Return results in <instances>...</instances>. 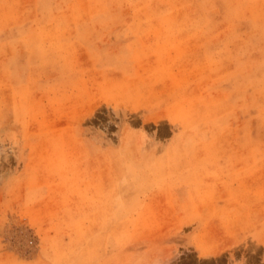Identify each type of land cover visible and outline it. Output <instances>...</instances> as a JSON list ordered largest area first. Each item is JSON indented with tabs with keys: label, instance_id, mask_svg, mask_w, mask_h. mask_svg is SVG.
Wrapping results in <instances>:
<instances>
[{
	"label": "rangeland",
	"instance_id": "374dc122",
	"mask_svg": "<svg viewBox=\"0 0 264 264\" xmlns=\"http://www.w3.org/2000/svg\"><path fill=\"white\" fill-rule=\"evenodd\" d=\"M0 264H264V0H0Z\"/></svg>",
	"mask_w": 264,
	"mask_h": 264
}]
</instances>
